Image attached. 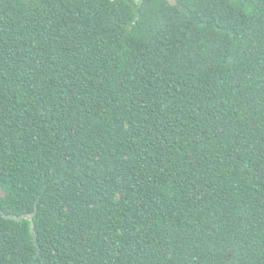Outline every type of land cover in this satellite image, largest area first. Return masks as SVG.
Listing matches in <instances>:
<instances>
[{
    "label": "trees",
    "instance_id": "obj_1",
    "mask_svg": "<svg viewBox=\"0 0 264 264\" xmlns=\"http://www.w3.org/2000/svg\"><path fill=\"white\" fill-rule=\"evenodd\" d=\"M0 264H264V0H0Z\"/></svg>",
    "mask_w": 264,
    "mask_h": 264
},
{
    "label": "rangeland",
    "instance_id": "obj_2",
    "mask_svg": "<svg viewBox=\"0 0 264 264\" xmlns=\"http://www.w3.org/2000/svg\"><path fill=\"white\" fill-rule=\"evenodd\" d=\"M137 3L140 1V0H135ZM171 4H175L176 3V0H168Z\"/></svg>",
    "mask_w": 264,
    "mask_h": 264
}]
</instances>
